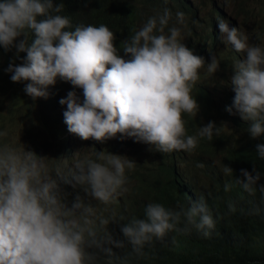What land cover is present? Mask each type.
I'll return each instance as SVG.
<instances>
[{
  "label": "clouds",
  "instance_id": "clouds-1",
  "mask_svg": "<svg viewBox=\"0 0 264 264\" xmlns=\"http://www.w3.org/2000/svg\"><path fill=\"white\" fill-rule=\"evenodd\" d=\"M62 8V0H0V48L14 50L4 71L13 82L27 81L23 90L33 100L47 98L58 79L81 89V95L74 88L59 100L74 137L118 138L137 146L141 159L147 157L146 148L158 163L192 172L183 164L208 160L215 147L212 137L221 131L209 121L188 133L187 120L194 123L200 101L212 103L224 116L238 112L251 138L264 137V46L249 43L236 26L217 21L219 39L240 59L228 62L225 53L220 62L214 54L206 61L184 43L177 27L184 13L177 11L170 25L172 14L164 8L125 39L121 55L106 25L72 28ZM219 68L231 72L226 85L213 86L201 76L203 69L215 74ZM8 137L7 130H0V264H96L101 254L113 264L120 260L114 250L126 243L142 255L146 245L172 230L195 229L207 237L215 228L203 197L174 209L149 202L144 218L120 224L123 238H118L104 227L109 220L97 214L91 201L114 202L126 190V169L134 161L103 150L93 152L94 158L74 154L70 163L55 162L27 148L20 137ZM52 140L63 150L64 138ZM255 151L264 159V142H257ZM240 171L243 178L237 181L245 191L258 187L264 193L255 164L251 172ZM61 183L78 189L71 200Z\"/></svg>",
  "mask_w": 264,
  "mask_h": 264
},
{
  "label": "trees",
  "instance_id": "trees-1",
  "mask_svg": "<svg viewBox=\"0 0 264 264\" xmlns=\"http://www.w3.org/2000/svg\"><path fill=\"white\" fill-rule=\"evenodd\" d=\"M197 1L201 7L210 6L213 9L212 14L196 17L191 0H174V4H171V0H62L63 8L60 14L69 17L72 28L87 24L106 25L114 33V44L117 46L118 53L124 55L123 42L146 21L148 16L160 13L164 8L169 9L173 15L177 8L190 16L188 28L181 30L187 34L185 43L193 49L195 54L208 61L211 54L222 49L218 46L221 45L219 41H214L215 36L219 35L217 23L213 29H211L212 24L216 18L224 20H230V18L225 17L223 11L221 14L218 12L219 9H224V5L219 0ZM260 2L262 3L258 11L264 15V0ZM140 5L145 8L141 9ZM249 18L255 23L254 30L257 29V22L261 19L253 14H250ZM259 26L264 31V24ZM13 52L14 50L5 52L0 48V98L10 100L8 103L10 115L13 116L22 110L20 118L25 125L23 139L27 136L33 137L32 134L37 133L35 124L40 130L54 128L57 133L58 126L67 125L63 118L64 105L59 102L53 103V99L64 91L74 89L75 86L58 79L54 85L49 86L50 94L47 98L38 97L33 100L23 90V85L27 81L13 82L9 78L11 74L4 71ZM226 59L232 62L234 56L226 53ZM15 62L22 63L19 59ZM39 99L41 100L36 102ZM32 104H37V109L27 110V105ZM2 110L0 108V112ZM28 115L32 119H29ZM3 119L4 130L11 135L16 131V122L0 116V120ZM187 129L189 134L196 133L195 124L190 120H187ZM59 146L62 147V145ZM28 148L45 155V149L41 145ZM240 148L230 150L229 157L243 167L240 161L241 156L250 154L252 158L256 151L249 145L246 149ZM143 152L147 157L140 158L138 162L140 169L133 172L134 182L140 177L136 171L146 170V167H149L151 171L164 172L167 185L163 183L160 190H154L149 184L140 187L141 182L147 177V172L141 173V181L137 184L139 188H134L136 194L124 197V202L118 206L106 225L108 230L121 239L123 237L120 233V224L128 222L133 217L144 218L142 213L149 202H159L173 209L178 204H183L185 207L190 205L191 203L179 187L185 184L180 182L178 175L185 179L191 178V183L198 178L197 173L207 175L208 169L212 168L207 160H202L203 163L188 160L183 167L192 172L177 170L174 164L170 167L164 163H158L152 151L143 148ZM255 167L262 174L257 183H264V160L257 157ZM216 171L215 177L219 181L200 193V197L204 198L216 221L215 228L211 230L209 236L204 237L195 229L190 232L172 230L162 240L154 239L151 245H146L142 255L132 253L131 246L126 243L123 248L114 250L120 260H114L113 264H264V193H261L258 187L249 193L241 187L237 176L224 173L221 176L219 170L216 169ZM196 181L199 182L198 179ZM101 216L108 219L105 215ZM96 264H107L103 254L97 257Z\"/></svg>",
  "mask_w": 264,
  "mask_h": 264
},
{
  "label": "bare ground",
  "instance_id": "bare-ground-1",
  "mask_svg": "<svg viewBox=\"0 0 264 264\" xmlns=\"http://www.w3.org/2000/svg\"><path fill=\"white\" fill-rule=\"evenodd\" d=\"M220 14L222 13V10L219 9L218 11ZM219 18H216L214 23L212 24L211 29L214 28L215 24L217 23V20ZM182 33L184 43L186 42L187 34ZM219 35H216L214 38L215 42H218L221 45L222 49L225 48L227 54H231L234 56L233 62L236 60H239V52L235 51L231 48V46H225V44L219 39ZM186 44V43H185ZM262 45H264V42H262ZM197 97V96H196ZM201 98V97H197ZM41 99L36 100V102H39ZM200 105V109L196 116H194V124L197 128L200 127L201 124H206L209 121H214L221 129L219 135L214 134L213 140L215 141V147L214 151L208 158L207 162L209 161L212 165V168L208 169V173L206 174H199L197 173V179L199 182H197L195 179L190 183L191 178L185 179L182 176H179V180L181 183L185 185H180L181 191L186 196L187 200L192 203L193 201H196L198 197H200V193L214 185V183H217L219 180H216L215 174L216 169L219 170L221 176L222 173L231 175V176H239L243 178L241 169H248L250 172L252 171L254 164L256 165L257 161V154H253L254 157L251 158V155H242L240 158V161L242 162L243 167H240L233 158L229 157V151L233 149H241L240 147H243V149H246L248 145L251 149H255V144L257 142H264V137L253 139L249 136L248 132L246 131L247 125H245L244 120L241 118V116L237 113L228 114L224 116L223 114L219 113L212 103H207V101H200L198 102ZM230 106V104H229ZM22 110L14 114L13 116L20 115ZM29 119L30 116L28 115ZM193 118V117H192ZM226 121L232 122L231 126L226 125ZM226 127H224V125ZM57 133H55L54 128H43L42 131H44V135L42 138L43 141V147L44 149L48 150L49 153L52 154L56 150L54 160L55 162H63L66 163V159L69 155L70 148L77 147L79 143L76 142L77 137H74L73 133L70 132L67 128V126H58ZM48 138H51L49 140ZM65 139L64 141V148L63 150L60 149V147L52 140V139ZM89 144L94 146L93 152L97 151H105V152H113L116 154L126 155L128 158L132 161H134L132 169L128 170L126 169V175L128 177V181L126 184V190L123 191L114 202L104 205L101 204L95 200L91 201L93 205L97 208V214L99 216L105 215L107 216L108 220L111 218V215L118 209V206L124 202V197H128L131 195L136 194L134 191V188L138 189L139 187L137 184L139 181H141V173L147 172V177L141 182V186H144L146 184L152 185V188L154 190H160L162 184L167 185V180L165 178V173L160 172L158 170H152L149 167H146V170H138L136 173L140 175L138 180L134 182V170L140 169L138 162H140V158L137 159L134 157L130 151L128 142H125L124 140L118 139V138H109L106 141H98L94 140L92 138L84 139ZM135 146V145H134ZM138 150L137 146H135ZM139 151V150H138ZM238 155V154H237ZM60 159H57V157H61ZM141 156V154H140ZM259 158V157H258ZM264 160V159H263ZM231 167V172H225L224 169ZM177 170H179V166L177 165ZM134 182V183H133ZM190 183V184H189ZM129 184H131L129 186ZM138 187V188H137ZM61 188L69 193L68 199L71 200L73 196L75 195V192L78 191L71 188L70 185H65L61 183ZM83 195V193H81ZM91 199V198H89ZM144 214V212L142 213ZM106 227V225L104 226Z\"/></svg>",
  "mask_w": 264,
  "mask_h": 264
},
{
  "label": "rangeland",
  "instance_id": "rangeland-1",
  "mask_svg": "<svg viewBox=\"0 0 264 264\" xmlns=\"http://www.w3.org/2000/svg\"><path fill=\"white\" fill-rule=\"evenodd\" d=\"M193 3V9L195 11L196 17H203V16H209L212 14L213 9L210 6H200L197 0H191ZM224 5V9L222 11L225 13V17L230 18V20H226V22L229 23L230 26H236L240 31H243L245 34H247L249 38V43H254V44H260L262 45V42H264V31L260 29L259 25L264 24V15L259 13V8L261 6L260 0H219ZM171 4H174V0H171ZM141 9H144L145 7L143 5H140ZM178 10L175 8L174 14L172 15L170 19V24H174L176 22V17L175 13ZM184 13L183 17V23L178 24L177 27H179L181 30L188 28V24L190 22V16L184 11H181ZM253 14L254 16H257L259 19L257 22V29H254L255 23L251 22L249 15ZM144 23V22H143ZM142 23V24H143ZM142 26V25H141ZM259 38H262L261 41H259ZM226 49H218L215 52V56L217 57V60L220 62L221 57L225 54ZM243 54V53H242ZM212 54L210 55V57ZM224 75L228 76V79H224ZM231 75V72L229 68L226 69H218V71L215 74H210L206 71V69L201 70V76H206V79L209 80L213 86H216L217 84H227L229 77ZM223 81V83L221 82ZM75 88V91L77 92L78 95H81V89ZM67 94V91L62 92L60 95H58L56 98L53 99V103L59 102L60 98L65 96ZM15 99V98H12ZM10 100H4V98H0V108L3 110L0 112V116L7 118V120H12L16 122V131L9 135L8 139L12 141H18L20 137V141L26 145V147H38L39 145L43 146V141L44 139L42 136L44 135V131L40 130L37 124H35L36 127V134H32L33 137H28L26 139H23L22 137L25 136L24 133V128L25 125L22 123V119L20 118V115L12 116L8 112V106ZM37 109V104H32V105H27V110H33L35 111ZM36 117V116H35ZM3 120H0V130H4V126H2ZM38 123V122H37ZM39 124V123H38ZM224 127L225 124H223ZM76 142L79 143L77 147H72V150L68 157H67V162L70 163L71 160L73 159V155L75 154V158H83L85 156L91 157L93 154V148H85L86 145H91L89 144L86 140L81 139L80 137H77ZM93 146V145H91ZM131 151L130 153L136 157L137 159L140 158V152L136 149L134 145H129ZM56 150L54 152L49 153L48 150L45 149V155L53 157L55 156ZM94 158V157H91ZM55 161V160H54ZM95 206V205H94ZM96 208V206H95ZM97 211V208H96Z\"/></svg>",
  "mask_w": 264,
  "mask_h": 264
}]
</instances>
